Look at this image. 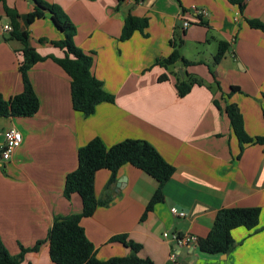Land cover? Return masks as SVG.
I'll use <instances>...</instances> for the list:
<instances>
[{
	"label": "crops",
	"instance_id": "1",
	"mask_svg": "<svg viewBox=\"0 0 264 264\" xmlns=\"http://www.w3.org/2000/svg\"><path fill=\"white\" fill-rule=\"evenodd\" d=\"M41 1L59 6L74 25L73 43L91 56L90 72L113 103H100L84 116L73 110L70 79L52 59L29 68L37 112L0 117V147L6 129L22 136L9 160L0 164V241L6 251L16 256L19 246L31 248L44 240L55 217L81 211L77 194L69 199L62 195L65 176L77 167L78 149L95 138L106 148L137 139L153 146L174 171L162 186L163 201L140 221L157 183L131 165L119 169L111 202L80 220L98 260L127 256L129 248L109 242L125 234L141 246L138 257L153 264H264V145H244L240 151L228 118L212 103L216 99L221 108L233 105L245 133L264 136V33L244 22L264 23V0H246L242 14L226 0ZM4 8L17 13L19 31L28 33L39 55L61 58L63 52L39 42L62 38L48 13L27 23L33 0H0V98L8 101L22 92L21 45L2 30L3 25L12 29ZM128 16L146 17L148 25L120 41ZM220 42L228 48L213 64ZM177 43L191 65H156ZM175 72L181 79L183 72L195 76L204 85L193 86L180 98ZM162 74L167 80L158 82ZM231 87L238 90L230 93ZM109 176L105 169L95 173L97 200L104 197ZM230 207L259 208L260 215L254 230L239 227L231 232L235 246L225 258L162 237L175 233L202 238L217 211ZM172 208L184 216L173 215ZM21 264H54L48 243L25 254Z\"/></svg>",
	"mask_w": 264,
	"mask_h": 264
},
{
	"label": "trees",
	"instance_id": "2",
	"mask_svg": "<svg viewBox=\"0 0 264 264\" xmlns=\"http://www.w3.org/2000/svg\"><path fill=\"white\" fill-rule=\"evenodd\" d=\"M123 1L117 0V3L120 4ZM226 1L235 5L238 13L242 14L246 0ZM33 3L34 9L26 16L27 23L31 24L48 13L55 28L61 32L62 38L50 42L46 39H40L39 42H48L51 46L62 50L63 56L55 58L39 55L30 45L28 33L19 31L16 21L17 13L4 8L12 27L9 38L17 40L21 45V62L18 71L22 82V92L14 95L8 101L0 98V117H29L37 112L39 101L28 82L27 71L37 62L47 58L52 59L69 77L73 110L84 116H89L98 104L113 103V97L102 89L101 82L90 72L91 56L84 54L74 45L73 37L76 29L62 9L57 5L48 4L41 0H33ZM244 22L250 29L264 33V23L260 20L244 19ZM147 25L148 19L146 17L128 16L124 20L119 40H128L135 31L142 32ZM178 46V43L173 46V51L166 58L156 59L155 64L165 69L175 65L184 69L191 65L181 56ZM227 48L228 45L224 42L218 44L216 54L212 59L213 64H218L221 61ZM175 75V89L180 98L188 94L193 86L204 85L200 79L185 72H183L184 77L182 79L178 73L175 72ZM166 80L165 74L158 77V82ZM214 83L217 86L216 89L220 91L218 83ZM207 88L211 89L209 86ZM237 90L238 88L231 87L230 93ZM212 103L221 109L228 118L240 151L244 145H264V136L252 138L245 133L242 118L233 105H224L221 108L216 99H213ZM127 164L142 171L157 183L156 190L140 218V221L144 220L147 213L152 211L156 204L163 201L162 186L172 176L174 168L161 157L153 146L144 140L127 139L106 148L98 138H95L78 149L77 167L64 178L63 197L69 199L71 195L77 194L81 199V211L55 217L46 238L37 241L31 248L19 246V253L16 256H11L0 241V264H21L25 254L37 252L45 242L48 243V255L54 264H153L148 258L138 257L137 253L141 246L128 239L125 234L115 235L110 238L109 242H117L129 248L130 252L127 256L98 260L94 255L93 245L86 238L80 225L82 218L92 216L97 207H105L111 202V187L115 183L117 172ZM102 169L108 170L110 176L105 185L104 197L97 200L94 195L93 180L95 173ZM259 215V208H222L217 211L206 236L196 239L195 245L202 253L228 255L235 246L231 232L239 227L247 231L254 230L258 225Z\"/></svg>",
	"mask_w": 264,
	"mask_h": 264
},
{
	"label": "built area",
	"instance_id": "3",
	"mask_svg": "<svg viewBox=\"0 0 264 264\" xmlns=\"http://www.w3.org/2000/svg\"><path fill=\"white\" fill-rule=\"evenodd\" d=\"M198 14H202L198 13ZM183 26H187V22L183 23ZM3 32H10L11 28L8 25H3L2 27ZM22 140V136L19 131H17L14 128L6 129L3 132V144L0 147V164H2L5 161H8L11 157L12 152L20 145ZM171 213L176 216H184L182 212H178L174 208L170 209ZM162 237L164 239H168L171 242H174L177 245H195L196 244V238L189 235H179V234H168L163 233Z\"/></svg>",
	"mask_w": 264,
	"mask_h": 264
},
{
	"label": "water",
	"instance_id": "4",
	"mask_svg": "<svg viewBox=\"0 0 264 264\" xmlns=\"http://www.w3.org/2000/svg\"><path fill=\"white\" fill-rule=\"evenodd\" d=\"M180 72V71H179ZM181 73V72H180ZM119 183H120V181L118 182V184H117V187H119ZM221 257L222 258H225V255H221Z\"/></svg>",
	"mask_w": 264,
	"mask_h": 264
},
{
	"label": "rangeland",
	"instance_id": "5",
	"mask_svg": "<svg viewBox=\"0 0 264 264\" xmlns=\"http://www.w3.org/2000/svg\"><path fill=\"white\" fill-rule=\"evenodd\" d=\"M197 239V238H196Z\"/></svg>",
	"mask_w": 264,
	"mask_h": 264
}]
</instances>
